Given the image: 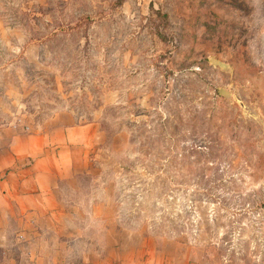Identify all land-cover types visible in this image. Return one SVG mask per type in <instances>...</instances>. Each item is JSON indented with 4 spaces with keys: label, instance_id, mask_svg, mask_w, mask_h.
Returning a JSON list of instances; mask_svg holds the SVG:
<instances>
[{
    "label": "rangeland",
    "instance_id": "obj_1",
    "mask_svg": "<svg viewBox=\"0 0 264 264\" xmlns=\"http://www.w3.org/2000/svg\"><path fill=\"white\" fill-rule=\"evenodd\" d=\"M0 23V125L70 113L104 135L60 182V222L15 235V257L78 262L116 225L264 264V0H0Z\"/></svg>",
    "mask_w": 264,
    "mask_h": 264
},
{
    "label": "crops",
    "instance_id": "obj_2",
    "mask_svg": "<svg viewBox=\"0 0 264 264\" xmlns=\"http://www.w3.org/2000/svg\"><path fill=\"white\" fill-rule=\"evenodd\" d=\"M10 31L0 23L2 42ZM103 141L97 124H76L70 113L41 132H14L0 125V264H253L199 263L178 253L171 240L160 243L116 225L106 227L100 252L86 251L78 262H66L59 253L49 259L15 257L8 249L15 235L28 237L33 225L51 228L60 222V182L85 171L92 149Z\"/></svg>",
    "mask_w": 264,
    "mask_h": 264
},
{
    "label": "trees",
    "instance_id": "obj_3",
    "mask_svg": "<svg viewBox=\"0 0 264 264\" xmlns=\"http://www.w3.org/2000/svg\"><path fill=\"white\" fill-rule=\"evenodd\" d=\"M159 17H162L163 20V24L166 26L167 25V15L166 14H161L159 11H156ZM156 34L157 36L164 41L165 43L167 42V38L166 36L163 34V32H161L159 29L156 30Z\"/></svg>",
    "mask_w": 264,
    "mask_h": 264
}]
</instances>
